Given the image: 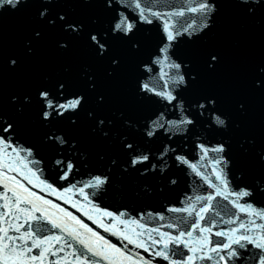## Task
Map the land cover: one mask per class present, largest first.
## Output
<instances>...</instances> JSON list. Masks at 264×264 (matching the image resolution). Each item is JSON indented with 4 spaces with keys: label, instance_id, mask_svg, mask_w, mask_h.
I'll use <instances>...</instances> for the list:
<instances>
[{
    "label": "water",
    "instance_id": "1",
    "mask_svg": "<svg viewBox=\"0 0 264 264\" xmlns=\"http://www.w3.org/2000/svg\"><path fill=\"white\" fill-rule=\"evenodd\" d=\"M202 2L204 0H141L142 7L147 6L152 12L159 13V16H148L150 23L141 18L134 3L132 7L128 6L129 0H111V8L107 6V0H20L15 8L8 5L0 7V23L8 17L18 31L7 40L13 27L7 25L8 28L0 29V52H7L8 42H11L14 50L4 57L15 60L16 65L20 61L22 66L29 67L28 74H14L6 79L11 91L16 89L21 97L30 92L35 99L39 98L42 90H48L55 102L83 97L78 109L67 111L63 116L53 112L46 121L31 110L25 124L34 128L22 126L12 141L33 149L40 147L48 152L34 153L45 177L55 160L64 161L65 164L68 156L75 160L77 170L84 171L86 167L91 171L78 173L79 177L94 174L105 176L103 188L93 193L96 204L108 211L126 210L135 215L138 211L155 210V205L163 202L156 194L158 184L154 181L157 174L153 172L150 178L143 176V171L131 162L133 157L139 156L133 152L136 143L141 145L138 152L149 158L161 157V152L167 146L171 154L166 155L165 160L173 161V157L180 154L191 162L195 142L215 148L211 144H221L231 138L227 134L231 123L223 115L225 107L254 122L264 133V85L261 84L264 81V0H247V3L243 0H207L215 7L206 15L188 10L198 8ZM42 12L44 16H41ZM181 12L183 15H177ZM118 13H124L135 21V27L128 36L112 32ZM60 16L65 19L61 21ZM165 22L171 26L174 35L172 42L167 41ZM69 23H76L81 30H66ZM20 31L33 39H25ZM89 34L97 35L105 43L103 55L94 49ZM44 44L59 45L53 51L58 59L51 55L50 49L43 47ZM166 45L169 59L163 63L169 67L173 63L179 64V72L186 82L184 96L179 97L177 93L178 99L171 104L172 110H165L162 100L141 91V84L149 82L148 78L154 72V69L145 68L151 62L150 55L162 60L160 49ZM37 54L41 55L33 58ZM93 55L101 62L94 60ZM134 55L140 59L137 64L140 68L136 66L130 69L124 58L130 60ZM213 56L215 60L211 59ZM63 67L72 69L75 74L65 73ZM12 71L7 74L11 75ZM115 75L118 83L114 81ZM71 78L78 80L76 87L70 86ZM16 80L25 86H16ZM61 83L64 85L62 92L58 87ZM69 86L70 89H77L78 93L68 91ZM38 100L44 105L41 99ZM179 100L189 109H197L204 104L199 112L189 115L193 123L186 128L187 134L172 132L177 135L172 141L176 145L158 136L148 139L145 136L148 122L163 110L169 111L166 117L172 119ZM34 116L38 122L34 121ZM216 116L224 121V126L214 122ZM72 119H75V132L70 136L67 133ZM45 122L49 126L46 127ZM131 128L134 134L129 132ZM30 134H33L32 138L27 137ZM50 136L53 138L49 141ZM55 137L63 138L65 143L60 145ZM126 144H131L132 149L127 148ZM55 150H62L63 155H52L51 151ZM202 155L201 149H197L198 160L209 163L211 157L208 155L209 158L201 161ZM229 155L223 153L224 158ZM196 168L200 175L195 171L198 175L194 176L195 182H198V178L207 179L208 172L199 164ZM55 171L59 172V168H55ZM169 176L179 178L181 187L184 182L190 181L169 170L164 176L158 175V182ZM125 234L135 238L130 232L126 231ZM75 242L80 252L86 251ZM251 251L244 259H229L226 264H251L258 254L256 250ZM221 254L226 255L225 252Z\"/></svg>",
    "mask_w": 264,
    "mask_h": 264
},
{
    "label": "snow or ice",
    "instance_id": "2",
    "mask_svg": "<svg viewBox=\"0 0 264 264\" xmlns=\"http://www.w3.org/2000/svg\"><path fill=\"white\" fill-rule=\"evenodd\" d=\"M20 0H0V7H3L5 5L11 6L12 8H15ZM244 3H247V0H243ZM134 3L135 9L139 10V15L141 18L145 21L150 23L151 20L148 18L149 15L152 16H159V13L152 12L150 8H147V6L142 7L141 6V0H129V7H132ZM107 6L112 7L111 0H107ZM214 5H210L207 3V0H204V2L200 3L198 8H190L188 9L191 12H201L205 15L214 9ZM45 13L42 12L41 16H44ZM177 15H183V13H177ZM59 19L63 21L65 17L60 16ZM135 27V21H131L129 17L124 13H118V18L114 21L112 26V32L113 33H122L124 36H128ZM66 30H71L73 32H79L81 29L76 23H69L66 25ZM164 32L166 33L167 41L172 42L174 40L173 32L171 31V26L169 23L165 22L164 24ZM37 36H39V33H36ZM89 39L92 43V46L94 49L98 52V54L103 55V53L106 51L105 43L101 41L95 34H89ZM168 52V46L162 47L160 49L161 56L163 57L162 60H154V62H160L163 63L164 61H167L169 57L167 56ZM212 60H215L216 58L213 56L211 58ZM115 62V61H114ZM11 63L14 65L15 60H12ZM171 67L175 68L176 71V79L175 83L181 84L184 83V76L179 72L180 65L179 64H171ZM261 84L264 85V81H261ZM60 91L62 92L64 85L63 83L58 85ZM141 91L146 93H152L157 96H161L165 100L168 101V103H172L176 100V97L171 92H159L156 91L153 87L150 86L149 82H143L141 84ZM39 96L41 100L44 102L45 111L43 112V117L45 120H47L53 112H55L56 115L63 116L65 112L67 111H74L78 109L82 103L83 97L76 96L72 99L67 100L64 103H56L54 99L50 98L48 90H42L39 93ZM201 108H204V105H200ZM51 110V111H49ZM214 122L223 125L224 121L221 120L218 116L215 117ZM101 124H103V121H100ZM193 121L188 118H182L180 121H169L165 119L164 113H160L155 119L150 120L148 123L147 128L145 129V135L148 138L153 137L156 132L159 129H164L165 132L168 131V128H178L179 125L182 124H192ZM167 126V127H166ZM0 131H2L5 134L9 135V138L6 139L5 136L0 135V180L5 181L3 183L2 187L7 191L11 192V196H7L5 192H0V200H3L4 203L0 204V221L4 220V217H9V219H12V216L15 213H24L31 219H35L36 221H39L41 217H33L31 215L32 211H40L38 207L34 205V202L32 201V197H35L36 200L42 201L46 205H51L53 208H58L60 211L64 212L65 215L70 218L72 221H75L76 224L80 226V228L84 229L85 232L91 233V237L95 238L94 240L89 238L87 240L81 238L79 232H73L72 230L62 227L60 224L55 223L52 220H49L48 223L52 225L53 228H59L61 232H65L68 236H71L73 240H76L79 244L83 246V248L86 250L85 252L78 253L76 250H73L69 255L74 258V264H101V262H106V264H151V261L145 260L143 256H139V254H133L131 252L125 251L124 248L118 247L116 244L112 243L110 240L106 239L103 235H101L99 232L94 231L92 228H90L87 224H85L81 219L74 216L71 212H69L67 209L60 208L59 205L53 204L51 200H45L42 196H38L35 192H32L30 189L25 187L16 176H11L8 173L10 172H16L17 174H20L21 169H26V173L24 174V179L28 181L29 184H32L33 187H36V184L32 183L31 177H35L36 180L39 181L43 187L41 188V191H43L45 188L48 189L51 193H55L56 189L53 188V186L49 183H47L45 180H41L39 175H37V172L39 171V161L28 159V157L32 156L31 149H25L22 146H13L10 140V136L12 131H14L13 125L11 123L5 122L3 126H0ZM52 139L53 137H49ZM59 141L60 144H64L65 141L63 138L55 137ZM127 148L132 149L131 144L125 145ZM201 152L203 155L200 157L201 161H203L207 156L209 151L216 152V153H222L224 151L223 146H218L215 148H205L203 145L200 146ZM10 150V151H9ZM168 148L165 146V149L163 152H161V158H163L167 154ZM21 152L26 153V156H21ZM149 157L148 155H140L135 156L132 159V164L136 165L138 163H142L145 161H148ZM176 159L184 164H188L189 162L184 156H177ZM11 161V162H9ZM56 163L60 166H64V161H56ZM215 165H221L223 163V157L215 158L214 160ZM15 164L16 166H13ZM29 164H31L33 167H29ZM193 171H196L198 175L200 173L197 171L195 164L189 165ZM73 165L71 162L67 163L66 169L64 171L63 176L61 179H67L69 172L72 170ZM30 174V175H29ZM216 179L221 182L222 185L227 186L226 177L222 175L221 171H215ZM106 182V178L101 177H94L92 180H90L87 184L84 185V187H98ZM9 183L12 184V187H9ZM209 186L216 187V185H213L209 183ZM76 188V185H72L71 188L65 189L66 192H71L73 189ZM19 189L20 191H17ZM80 192L83 194V187H81ZM27 194V195H24ZM217 194H223L225 199L228 198V195H236L238 198L249 196L250 193L246 190H241L237 193H227L226 191L222 192L218 189ZM58 199L60 196L57 197ZM85 199H87V196H85ZM207 200L211 201L212 196L209 195L207 197H197V201L199 200ZM67 203V201H65ZM89 203H91L89 201ZM22 204H33V208H21L20 205ZM234 206L238 207L241 212H247L250 216H256L261 219H264V211H256L252 209L251 205H240L237 201H233ZM75 206V205H73ZM77 211H80L83 213V210L81 208H77ZM172 211L177 212H188L189 216L192 215V212L188 208H180V209H172ZM208 211L207 208L201 206L200 212H206ZM200 212H197V215H200ZM104 216L111 217L113 214L111 212H103ZM123 215V214H121ZM19 217L16 216V219ZM91 218V217H89ZM163 219V217H161ZM200 219H204L203 216H200ZM229 223H235V221H228ZM95 223V221H94ZM132 223H136V221H132ZM250 223L257 228L264 229V225H256L255 221L252 220ZM98 227H103L105 232H109L111 234H116L113 232L112 225H103L98 224ZM172 225H169L171 227ZM24 227L23 224L15 225L9 224L7 228L0 226V264H45V260L48 258V256L55 257L57 255V252H63L65 248H73V245L71 243H68L67 241H63L62 243V237L58 235H51L46 236L43 235V232L45 231L44 226H29L28 229L21 234V236H12L9 235V231H15L19 232L20 229ZM193 227L195 229H198L201 233L203 232H211L212 229L210 227L208 228H202L199 224H193ZM240 228H244L245 231H249L244 223L240 224ZM152 231L159 232V229H153ZM235 231V230H233ZM124 240L128 242L130 245H134L136 248L143 249L145 253H149L150 255L154 254L155 256H162L163 259L167 260L169 258L167 251H150V248L145 246V242L139 239H133L131 236L127 234H120ZM144 233H136L137 237L143 236ZM187 235L188 237H192V232H179V235L173 237L168 233H162L161 236H168L169 242L172 243H184L185 246H187V242L182 241L181 238ZM217 236H223V232H217L215 233ZM149 238L151 239V236L149 235ZM56 241L57 244H61L59 248H56L53 250L51 247H44L45 244H50L51 241ZM240 240L247 241L249 244L254 245L256 248L261 249L264 251V235H261L259 237V242L256 239H253L250 236H241L239 240H233L230 244H217L211 248L208 249L210 252H218L220 248L223 249H230L232 244H240ZM20 241V243H18ZM28 241H31V244L28 243ZM161 241L152 239V244H160ZM203 245H208L211 243V241L204 237L201 241ZM163 248L166 250L168 249V242H165L163 245ZM37 249L39 250L37 253L33 254V250ZM189 251H195V249H189ZM229 258L235 255L234 251H230L228 253ZM93 257L97 259H93ZM134 257H139L134 258ZM64 257H60L56 260L49 261V264H60V261L63 260ZM193 257H189L188 261H191ZM200 259H207L211 260L212 257L207 255L206 253L203 254ZM221 260L224 259L223 256L220 257ZM67 264V261L65 262ZM179 264H188V262L180 261ZM260 264H264V256L260 257Z\"/></svg>",
    "mask_w": 264,
    "mask_h": 264
}]
</instances>
